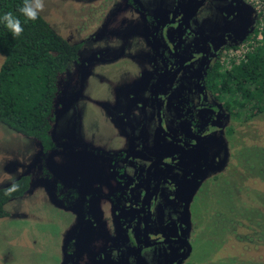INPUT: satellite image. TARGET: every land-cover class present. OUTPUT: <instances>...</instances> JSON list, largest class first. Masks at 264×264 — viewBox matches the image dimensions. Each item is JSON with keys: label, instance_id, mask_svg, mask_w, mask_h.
<instances>
[{"label": "flooded vegetation", "instance_id": "flooded-vegetation-1", "mask_svg": "<svg viewBox=\"0 0 264 264\" xmlns=\"http://www.w3.org/2000/svg\"><path fill=\"white\" fill-rule=\"evenodd\" d=\"M60 1L82 7L68 22L48 19L45 10L40 14L76 45L54 95L49 136L45 144L30 137L41 146L35 163L26 158L22 166L7 163L3 170L11 176L24 171L14 177L29 178L22 194L28 188V194L48 192L78 215L65 264H191L201 224L193 213L194 197L229 177L228 140L236 120L245 119L235 117V93L220 86L226 70L221 57L255 32L264 0L259 9L249 0ZM114 9L116 16L107 21ZM86 28L110 39L98 44H87L88 36L66 39ZM115 30L123 35L119 42ZM116 53L127 54L131 63H122L121 76L111 74L114 82L108 79L105 100L96 107L109 136L91 139L68 120L73 101L83 96L78 77L89 66L112 68ZM49 155L64 168L74 164L76 171H50ZM89 165L100 176L93 188L81 173Z\"/></svg>", "mask_w": 264, "mask_h": 264}, {"label": "rangeland", "instance_id": "rangeland-1", "mask_svg": "<svg viewBox=\"0 0 264 264\" xmlns=\"http://www.w3.org/2000/svg\"><path fill=\"white\" fill-rule=\"evenodd\" d=\"M81 7L75 2L50 0L45 2L44 15L48 19L54 15L68 22L69 14L78 8L81 10ZM56 8L61 13H57ZM116 13L111 18L107 17V21L112 20ZM98 30L95 33H76L74 38L66 39L88 36L87 44L110 39L108 34L101 36V30ZM121 36V32L115 30L114 41L119 42ZM262 43L263 40L258 45ZM126 55L116 53L115 58L110 60L111 65L115 62L112 68H106V64L102 63L89 66L88 72L84 69L78 77L82 81L83 96L78 95V99L73 101L68 120L74 128L82 127L91 139L101 140L109 136L105 123L99 122L96 107L101 100H105L104 88L108 79L113 77L111 74L119 73L121 76L124 70L122 63H131ZM2 57L0 54V62ZM224 63L222 59V65L229 68ZM111 81L114 82V79ZM229 142L232 145L229 177L215 183L210 191L194 197L193 213L199 216L201 224L192 241L191 264H264V110L244 120H236L235 132ZM40 152L38 140L0 123V186L24 172L11 176V172H4L5 164L20 167L23 165L21 161L29 158L31 165L39 159ZM51 156H48L47 168L61 171L65 165L56 161L54 155ZM67 167L66 164L64 175L77 169L74 164ZM82 172L90 182L100 177L91 165L83 166ZM95 185L93 182L92 188ZM29 189L4 205L10 214L0 217V264H65L67 240L76 226L78 215L51 200L48 192L35 189L28 194Z\"/></svg>", "mask_w": 264, "mask_h": 264}, {"label": "trees", "instance_id": "trees-1", "mask_svg": "<svg viewBox=\"0 0 264 264\" xmlns=\"http://www.w3.org/2000/svg\"><path fill=\"white\" fill-rule=\"evenodd\" d=\"M22 4L23 0H0V17L12 12L24 29L14 38L0 20V123L45 144L60 75L66 61L74 57L76 45L68 44L41 15L35 21H26L18 11ZM262 15L264 31V4ZM222 76L224 82L220 86L235 93L236 118L239 114H244L240 118H248L263 111L264 37L262 44L226 68ZM28 181L21 176L0 186V217L6 214L4 203L21 195ZM13 184L18 190L6 195Z\"/></svg>", "mask_w": 264, "mask_h": 264}, {"label": "clouds", "instance_id": "clouds-1", "mask_svg": "<svg viewBox=\"0 0 264 264\" xmlns=\"http://www.w3.org/2000/svg\"><path fill=\"white\" fill-rule=\"evenodd\" d=\"M44 10V0H23L22 6L18 8L19 13L25 17L26 21L37 20ZM0 20H2L4 26L11 32L14 38L19 37L24 31L20 19L14 16L12 12L5 13L0 17ZM17 190L18 186L13 184L6 190V195H11Z\"/></svg>", "mask_w": 264, "mask_h": 264}, {"label": "built area", "instance_id": "built-area-1", "mask_svg": "<svg viewBox=\"0 0 264 264\" xmlns=\"http://www.w3.org/2000/svg\"><path fill=\"white\" fill-rule=\"evenodd\" d=\"M256 8L262 6V0H249ZM262 18V16H261ZM263 22L262 20L257 23L256 30L249 37L241 41L234 47H230L221 57V60H224L225 66L230 67L232 64L243 60L246 57V54L252 51L258 43L263 40Z\"/></svg>", "mask_w": 264, "mask_h": 264}]
</instances>
